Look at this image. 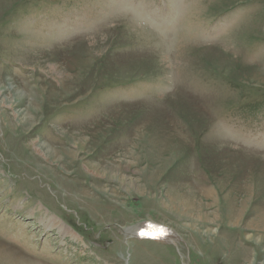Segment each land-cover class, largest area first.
<instances>
[{
	"label": "rangeland",
	"instance_id": "374dc122",
	"mask_svg": "<svg viewBox=\"0 0 264 264\" xmlns=\"http://www.w3.org/2000/svg\"><path fill=\"white\" fill-rule=\"evenodd\" d=\"M19 262L264 264V0H0Z\"/></svg>",
	"mask_w": 264,
	"mask_h": 264
},
{
	"label": "bare ground",
	"instance_id": "6f19581e",
	"mask_svg": "<svg viewBox=\"0 0 264 264\" xmlns=\"http://www.w3.org/2000/svg\"><path fill=\"white\" fill-rule=\"evenodd\" d=\"M5 248V247H4ZM11 251V250H10ZM9 259V258H8ZM27 263V262H26ZM19 264H21L20 262H19ZM28 264V263H27Z\"/></svg>",
	"mask_w": 264,
	"mask_h": 264
}]
</instances>
